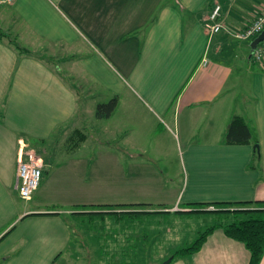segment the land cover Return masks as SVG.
Wrapping results in <instances>:
<instances>
[{
  "label": "crops",
  "instance_id": "0c3cea01",
  "mask_svg": "<svg viewBox=\"0 0 264 264\" xmlns=\"http://www.w3.org/2000/svg\"><path fill=\"white\" fill-rule=\"evenodd\" d=\"M215 1L231 31L249 24L264 7V0L0 4V264H75L82 253L114 254L111 233L100 235L103 228L85 225L78 242L80 233L71 225L76 220L58 210L65 203L47 198L44 181L35 199L24 202L14 187L19 142L45 159L42 174L48 165L43 145L52 142L51 136H68L72 151L91 147L94 107L105 101L94 100L100 91L106 100L118 97L111 115L97 118L103 120L100 126L94 120L106 158L102 169L109 174L106 162L115 160L117 187L125 188L118 200L105 204L173 208L264 200V57L251 60L250 39L223 31L210 41L204 23ZM37 47L42 53L35 52ZM86 101L93 106L83 120ZM233 114L244 118L256 142L224 141ZM143 158L156 165L136 161ZM75 160L78 180L72 192L90 182L84 177L90 168L85 154ZM248 259L244 244L216 227L197 250L168 264H246Z\"/></svg>",
  "mask_w": 264,
  "mask_h": 264
},
{
  "label": "rangeland",
  "instance_id": "374dc122",
  "mask_svg": "<svg viewBox=\"0 0 264 264\" xmlns=\"http://www.w3.org/2000/svg\"><path fill=\"white\" fill-rule=\"evenodd\" d=\"M210 11L211 9H209L207 15ZM218 21L224 24L222 10L220 17H218ZM223 33L232 37L225 31H223ZM216 34H219V32ZM216 34L214 33L209 37L210 41ZM218 48L219 47L217 46L216 49L218 50ZM37 50L38 47L35 48V52L42 53V49L41 51ZM85 50H87V48H85ZM262 58L260 60L251 58V60L261 61ZM235 65L237 66L238 63ZM237 70L242 71L239 69ZM76 82L80 84L79 81ZM95 90H99V87L95 88ZM94 100H106V97L101 96L100 91L99 95L94 96ZM92 106L93 104L90 101L83 102V120L90 117L89 110ZM91 118L93 122L91 123L92 127L88 128L91 129V135L89 137V145H91V147L87 148L85 153L72 151L70 149V140H65L68 136H64L63 133L57 135L58 137L55 138L51 136L49 139L52 142H47V145H43L45 147L43 157L48 159V165L43 171L41 182L44 181L43 186H47V190H50L45 191V195L48 199H55L56 201L65 203V205L59 207L58 210L67 218L71 217L74 221L76 220L77 224H74V222L71 225L73 232L76 231L80 233L77 235L79 236L78 242L81 238L83 239L85 225L86 227H91V229L93 227L94 230L98 231L100 228H103V233L100 235L104 234V230H108L112 236V240L110 241L114 245L110 244V246H113L114 254L86 256L82 253L75 257L77 258L75 264H160V262L163 263V261H165L175 249L190 244L201 231L212 226L215 222L221 219L220 217L222 214L211 212V210L217 208L216 205L202 207L198 205H182L174 206L173 208H168L162 205H145L143 207L126 206L119 210L117 209L121 207L106 206L105 202H102L103 200H118L120 198L117 195L118 191L122 192L125 188L117 187L115 160L110 159L107 162L105 161L108 163L109 174H105L104 169H102V163H104L106 158L101 157L102 151L100 145L102 142H99V140H101L102 135L94 126V120L99 126L103 123V120L96 121L97 118ZM110 143L112 146H115L116 144L115 141H112L111 139ZM27 146L31 147L28 144ZM76 154H85L86 162L90 168L85 172V175L87 176L84 177L90 182L83 185L86 186L87 189L82 190L77 185V189L82 191H77L76 189L72 192L69 188L75 186L78 180V176L74 174ZM40 157L42 158V155ZM42 161L44 162L42 168H44L45 159L42 158ZM136 161L139 163H151L150 165L153 166L156 165L153 159L149 160L143 158ZM91 167L94 168L93 172L91 175H88L89 171H91ZM38 190L39 187H37L35 193L32 194L29 199H35ZM74 198L94 200V202H82L78 204L83 205L84 207L82 208L71 207V205L74 204L72 202ZM19 199L20 202L27 200L21 197H19ZM69 203L73 204L70 205ZM121 210H124L123 212L125 215H118V211L121 212ZM129 210H135V216H130V213L128 212ZM89 211L92 213V216H90L91 218L86 214H82ZM99 212L103 214L95 215ZM104 214H106V216H104ZM117 230H119L118 238H116L115 235H112L113 232L117 233ZM118 247L123 250V253L115 254L116 248Z\"/></svg>",
  "mask_w": 264,
  "mask_h": 264
},
{
  "label": "trees",
  "instance_id": "16d2710c",
  "mask_svg": "<svg viewBox=\"0 0 264 264\" xmlns=\"http://www.w3.org/2000/svg\"><path fill=\"white\" fill-rule=\"evenodd\" d=\"M18 47V46H17ZM21 52H28L27 48L18 47ZM250 59L252 56L249 57ZM118 102L117 95L111 96L109 99L97 102L94 107V116L96 118L109 117L115 109ZM224 141L227 143H250L256 142L253 133L241 115L233 114L226 126ZM35 150V149H34ZM36 151V150H35ZM37 152V151H36ZM38 153V152H37ZM40 156V155H39ZM258 159V153H256ZM106 206L113 207H126V206H147L148 203H120V204H105ZM198 206L216 205L217 208L211 212L222 214L221 219L215 222L212 226L207 227L201 231L198 236L188 245L179 247L169 255L171 260L174 257L184 256L197 250L202 244L206 235L216 227L223 229L224 233L244 244L249 252V259L246 264H259L261 256L264 252V200L255 201H221V202H197ZM84 207L83 205L73 204L71 207ZM135 210H129L130 216H135ZM97 212V211H96ZM122 212V213H121ZM119 212V216L125 215L123 211ZM88 217L92 213L86 212ZM99 212L95 215H101ZM106 216V214H104ZM91 218V217H90ZM170 260V261H171ZM162 264V262H160Z\"/></svg>",
  "mask_w": 264,
  "mask_h": 264
},
{
  "label": "built area",
  "instance_id": "2783aa9c",
  "mask_svg": "<svg viewBox=\"0 0 264 264\" xmlns=\"http://www.w3.org/2000/svg\"><path fill=\"white\" fill-rule=\"evenodd\" d=\"M13 0H0V4H9ZM221 15V5L214 2L211 11L208 13L204 23L206 32L209 37L212 34L225 31L238 40L252 39L264 28V7L261 8L244 28L231 31L225 24L218 21ZM264 55V39L261 40L252 53V58L260 60ZM206 58L202 60V64L206 63ZM43 161L39 154L25 142H19L16 155V170L14 187L18 195L23 199H29L38 187L42 176Z\"/></svg>",
  "mask_w": 264,
  "mask_h": 264
},
{
  "label": "water",
  "instance_id": "95a60500",
  "mask_svg": "<svg viewBox=\"0 0 264 264\" xmlns=\"http://www.w3.org/2000/svg\"><path fill=\"white\" fill-rule=\"evenodd\" d=\"M264 39V28L256 35L254 36L250 42H249V56L252 55L254 48L256 47V45ZM256 146V144H255ZM171 260V257H168L165 261H163L162 264H168Z\"/></svg>",
  "mask_w": 264,
  "mask_h": 264
}]
</instances>
